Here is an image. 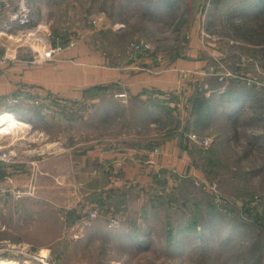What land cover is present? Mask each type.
<instances>
[{"label": "rangeland", "instance_id": "obj_1", "mask_svg": "<svg viewBox=\"0 0 264 264\" xmlns=\"http://www.w3.org/2000/svg\"><path fill=\"white\" fill-rule=\"evenodd\" d=\"M169 1L13 0L0 14V61L45 63L73 43L109 65L182 71L160 101L120 86L1 103L27 125L11 135L15 158L41 163L0 193V262L264 264V0ZM197 94L211 98L206 119ZM96 146L127 156L115 186L98 162L73 163Z\"/></svg>", "mask_w": 264, "mask_h": 264}, {"label": "crops", "instance_id": "obj_2", "mask_svg": "<svg viewBox=\"0 0 264 264\" xmlns=\"http://www.w3.org/2000/svg\"><path fill=\"white\" fill-rule=\"evenodd\" d=\"M139 62L142 63L137 59L131 63L133 67L109 65L105 57L82 47L67 49L56 55L54 60L45 63L31 62L25 56H21V59L13 57L0 65V105L16 102L19 96L26 94L27 96L36 94L41 97L40 101L55 99L58 102H77L85 98L86 91L101 86L126 87L130 95L138 98L143 99L146 94L157 98L163 97L169 87L173 88L180 82L176 80L182 71L176 68L177 65H171L158 74H150L152 71L139 67ZM191 64L188 62L187 69L183 70L190 71ZM161 91L164 92L163 95L158 94ZM25 128L27 125L13 114L8 112L0 114V144L2 143L0 148L6 147L14 152V142H10L11 135L20 130L24 133ZM26 158L28 157L16 156L11 164L0 162L1 194L13 192L16 189L21 190V187L26 185L24 177L27 176L21 173L24 172L23 169L41 163L40 160L34 162ZM126 159V154L120 150H108L103 146H96L87 152L75 154L73 163L98 162L102 165L105 174L109 176L110 183L106 180L107 186H115V181L110 174L116 171L122 172ZM166 159L167 157L161 158V165L168 162V160L165 161ZM154 160L148 161L147 164L157 165L159 162H154ZM93 172L95 173L96 170ZM93 182L92 186H96Z\"/></svg>", "mask_w": 264, "mask_h": 264}, {"label": "built area", "instance_id": "obj_3", "mask_svg": "<svg viewBox=\"0 0 264 264\" xmlns=\"http://www.w3.org/2000/svg\"><path fill=\"white\" fill-rule=\"evenodd\" d=\"M12 2H13V0H0V14L8 12L12 6ZM27 22H28V19L25 18V21L22 24H25ZM73 47H75V45L73 43H68V45L65 47L56 46L55 47L56 48L55 53L53 52L55 48L47 53L48 55L52 56V58L49 60H53L56 55L61 54L63 51H65L67 49H71ZM147 49H148L147 45H144V44L133 46L132 47V55L134 57H140L139 55H142V53L144 51H146ZM5 62H7V59L1 60L0 65L5 63ZM189 138L194 143H196L198 146H201V147L207 148L211 144V140H209L207 138L201 139V138H199V136H197L195 134L190 135ZM14 158H15V154L13 153L12 150H10L9 148H6V147L0 148V162H4L6 164H11V163H13ZM89 217L91 219H95L96 213L95 212L90 213ZM45 259H47V254L44 255V253L43 254L37 253V256L33 257V260L39 264H46Z\"/></svg>", "mask_w": 264, "mask_h": 264}, {"label": "trees", "instance_id": "obj_4", "mask_svg": "<svg viewBox=\"0 0 264 264\" xmlns=\"http://www.w3.org/2000/svg\"><path fill=\"white\" fill-rule=\"evenodd\" d=\"M157 1V0H156ZM160 1H163L162 4H166L168 2H170L169 0H160ZM106 87H93L91 89H89L88 91H86V94L84 95L85 98L90 95V94H93L95 93L96 91L100 90V89H105ZM163 92V91H161ZM160 94V93H158ZM223 96L225 97H231L232 96V93L230 91H227V92H224L223 93ZM136 97V96H135ZM157 99L162 100L160 98L157 97ZM211 98H207V97H203V96H200L199 94H197L194 98H193V103H194V107H195V110L193 109V113L196 114L197 116H200L201 114H204V118L203 119H206L207 118V114L205 111H208L210 109H212L211 105H209V101H210ZM199 100V101H198ZM235 102H232V104H234ZM203 105V107H202ZM198 109V110H197ZM197 110V111H196ZM202 119V120H203Z\"/></svg>", "mask_w": 264, "mask_h": 264}, {"label": "bare ground", "instance_id": "obj_5", "mask_svg": "<svg viewBox=\"0 0 264 264\" xmlns=\"http://www.w3.org/2000/svg\"><path fill=\"white\" fill-rule=\"evenodd\" d=\"M2 144V143H1ZM0 144V145H1ZM1 264H14V262H9V261H7V260H1V262H0Z\"/></svg>", "mask_w": 264, "mask_h": 264}]
</instances>
